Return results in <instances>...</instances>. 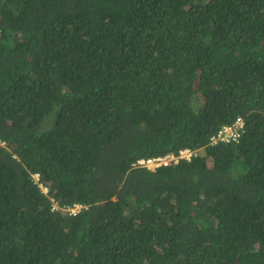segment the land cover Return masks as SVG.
Masks as SVG:
<instances>
[{
    "label": "trees",
    "instance_id": "trees-1",
    "mask_svg": "<svg viewBox=\"0 0 264 264\" xmlns=\"http://www.w3.org/2000/svg\"><path fill=\"white\" fill-rule=\"evenodd\" d=\"M0 264H264V0H0Z\"/></svg>",
    "mask_w": 264,
    "mask_h": 264
},
{
    "label": "built area",
    "instance_id": "built-area-1",
    "mask_svg": "<svg viewBox=\"0 0 264 264\" xmlns=\"http://www.w3.org/2000/svg\"><path fill=\"white\" fill-rule=\"evenodd\" d=\"M243 129V121L237 118L231 125L222 126L215 134L209 137V144L216 143H231L236 142L242 132ZM197 151H195L196 154ZM193 152L190 149H181L175 155L173 153L165 154L160 157L147 158L138 160L137 163L148 167L149 169H153L160 165H167L171 162H175L179 158L189 159ZM37 178V176L35 175ZM79 208L78 205H75L70 209L71 212H74Z\"/></svg>",
    "mask_w": 264,
    "mask_h": 264
},
{
    "label": "clouds",
    "instance_id": "clouds-1",
    "mask_svg": "<svg viewBox=\"0 0 264 264\" xmlns=\"http://www.w3.org/2000/svg\"><path fill=\"white\" fill-rule=\"evenodd\" d=\"M75 211H76V210H75ZM75 211H74V212H75Z\"/></svg>",
    "mask_w": 264,
    "mask_h": 264
}]
</instances>
